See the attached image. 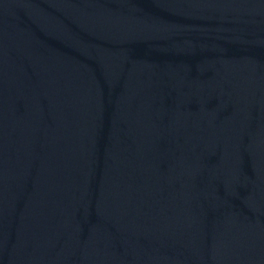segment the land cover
I'll list each match as a JSON object with an SVG mask.
<instances>
[{
  "label": "water",
  "instance_id": "95a60500",
  "mask_svg": "<svg viewBox=\"0 0 264 264\" xmlns=\"http://www.w3.org/2000/svg\"><path fill=\"white\" fill-rule=\"evenodd\" d=\"M0 264H264V0H0Z\"/></svg>",
  "mask_w": 264,
  "mask_h": 264
}]
</instances>
